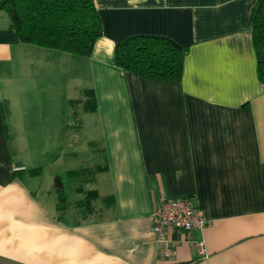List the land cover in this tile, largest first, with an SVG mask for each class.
<instances>
[{
	"label": "crops",
	"instance_id": "0c3cea01",
	"mask_svg": "<svg viewBox=\"0 0 264 264\" xmlns=\"http://www.w3.org/2000/svg\"><path fill=\"white\" fill-rule=\"evenodd\" d=\"M258 1L95 0L103 36L90 57L21 42L0 10V264H264V83L250 28ZM139 35L187 51L181 81L116 66V45ZM73 88L78 101L95 93L96 112L77 106L78 127L107 168L89 189L99 193L92 211L79 214L70 203L59 211L55 185L43 187L44 157L73 130ZM180 197L210 223L172 231L162 253L153 216Z\"/></svg>",
	"mask_w": 264,
	"mask_h": 264
},
{
	"label": "trees",
	"instance_id": "16d2710c",
	"mask_svg": "<svg viewBox=\"0 0 264 264\" xmlns=\"http://www.w3.org/2000/svg\"><path fill=\"white\" fill-rule=\"evenodd\" d=\"M0 10L9 16L10 29L26 44L90 57L97 41L103 36V23L95 0H0ZM250 28L258 59L259 79L264 83V0L257 2ZM186 54L187 51L170 38L139 35L116 45L115 64L125 72L152 81L179 82L183 78ZM83 95V101L72 100L69 104L77 107L83 102L84 111L96 112L98 103L94 91L86 90ZM72 115L77 118V111L74 110ZM79 123L75 126H79ZM106 169L99 165L96 170L86 169L81 173L70 171L66 175L79 177L101 173ZM42 172L43 167H40L32 173ZM64 179L57 176L55 181L59 197L57 208L61 212L66 211L70 203ZM84 193L86 199L81 204L92 211L99 193L97 190Z\"/></svg>",
	"mask_w": 264,
	"mask_h": 264
},
{
	"label": "rangeland",
	"instance_id": "374dc122",
	"mask_svg": "<svg viewBox=\"0 0 264 264\" xmlns=\"http://www.w3.org/2000/svg\"><path fill=\"white\" fill-rule=\"evenodd\" d=\"M3 14L4 15L2 16L8 18V15L6 13ZM71 93L73 100L78 101L81 98V94L74 88L72 89ZM55 103L56 102H53L54 105H51L49 107L50 109L48 110L51 111L53 115L56 114L55 112L59 113L61 110ZM78 109V107L71 106L68 102L67 113H69V115H67V123H70L71 121V124L74 126L76 125L77 121V123H79L80 118H74V116L72 115V112L74 110L77 111ZM72 129L73 130H69L66 132L64 140H59L55 143V153L50 152L49 154L52 153V156L47 155L46 157H44L45 161H43V164L47 165L49 171L43 178V187L47 189V187L51 186V184L56 185V177L63 176L65 178L64 183L66 186V191L70 199V210L71 212L79 214V212H81V209L85 211L87 209V206L82 205L81 207H79L78 200H84L86 199V197L84 196V194L78 193L76 189L79 186H83L86 190L94 189L99 184L100 174L90 173L88 175H80L79 177H67L66 174L70 171L81 173L86 169L96 170V164H102V161L100 162V154H98L99 152H96V146H89L90 134L85 130L79 131L78 126L72 127ZM26 143L30 145L35 144V142Z\"/></svg>",
	"mask_w": 264,
	"mask_h": 264
},
{
	"label": "built area",
	"instance_id": "2783aa9c",
	"mask_svg": "<svg viewBox=\"0 0 264 264\" xmlns=\"http://www.w3.org/2000/svg\"><path fill=\"white\" fill-rule=\"evenodd\" d=\"M153 230L158 235L162 253L171 252L169 236L172 231L192 232L203 230L209 225L205 212L188 197L166 198L156 209L153 216ZM204 254L203 243H195Z\"/></svg>",
	"mask_w": 264,
	"mask_h": 264
}]
</instances>
